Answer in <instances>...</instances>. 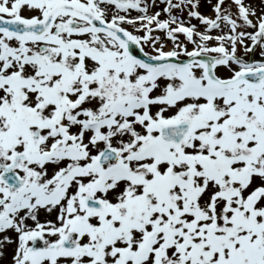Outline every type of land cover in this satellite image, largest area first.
<instances>
[{"label":"snow or ice","instance_id":"obj_1","mask_svg":"<svg viewBox=\"0 0 264 264\" xmlns=\"http://www.w3.org/2000/svg\"><path fill=\"white\" fill-rule=\"evenodd\" d=\"M0 264H264V0H0Z\"/></svg>","mask_w":264,"mask_h":264},{"label":"rangeland","instance_id":"obj_2","mask_svg":"<svg viewBox=\"0 0 264 264\" xmlns=\"http://www.w3.org/2000/svg\"><path fill=\"white\" fill-rule=\"evenodd\" d=\"M202 8H204V11H206L207 13H209V9H208V7H207V5L205 4V5H203L202 6Z\"/></svg>","mask_w":264,"mask_h":264}]
</instances>
